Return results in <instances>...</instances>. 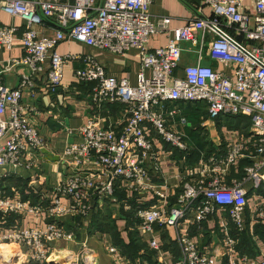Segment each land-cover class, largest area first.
I'll list each match as a JSON object with an SVG mask.
<instances>
[{
  "label": "built area",
  "instance_id": "built-area-1",
  "mask_svg": "<svg viewBox=\"0 0 264 264\" xmlns=\"http://www.w3.org/2000/svg\"><path fill=\"white\" fill-rule=\"evenodd\" d=\"M153 1L0 0L1 12L24 22L22 29L0 28V47L9 52L19 39L23 49L21 57L7 56L0 62V74L18 75L13 89L2 84L0 78V172L5 168L30 169L46 147L39 129L29 120V114L37 109L24 105V93L29 91L32 98L59 89L70 93L73 89L64 82V71L70 64L76 65V83L91 87V103L97 110L114 106L120 118L115 125H107L104 118L96 115L84 122L79 129L81 142L67 146L63 152L75 169L52 190L53 197L46 204L0 194L1 217L32 215L49 220L43 228L0 226V247L24 248L32 264H97L95 255H88L86 242L75 257L63 262L51 260V243L76 241L75 231L67 230L63 220L90 219L93 211L112 200L119 184L136 193L151 192L165 199L152 184L147 163L158 168L151 131L165 144L188 150L185 135L167 125L164 108L176 103L203 104L210 121L248 118L250 138L227 144L222 158L210 159L216 170L210 181L183 183L173 205L137 209L138 229L148 233L155 226L177 228L190 211H194L195 222L199 223L213 216L217 208H227L230 223L237 232H243L241 215L247 207L244 186L264 187V0H250L253 11L244 9L246 0H202L209 14L199 11L200 15L177 29H169L167 18L151 20L149 8ZM34 25L51 27L54 37L43 36L32 28ZM157 34H165L167 44L148 50L150 40ZM65 40L120 56L137 50L141 68L149 70L150 76L141 71L135 86L127 79L117 80L90 56L59 55L56 48ZM204 51L230 72L202 64ZM184 52L194 54L196 60L185 65L183 76L178 77ZM47 61L49 67L36 88L35 75L44 71ZM174 114L171 110L168 116ZM244 159L249 165L240 180L227 186L223 171ZM2 176L5 174L0 173V179ZM253 219L264 223V202L255 210ZM233 244L232 238L226 239L227 246ZM179 245L181 254L174 264H264V259L246 258L218 263L200 254L187 238H180ZM150 246L158 249L155 240L150 241Z\"/></svg>",
  "mask_w": 264,
  "mask_h": 264
},
{
  "label": "crops",
  "instance_id": "crops-1",
  "mask_svg": "<svg viewBox=\"0 0 264 264\" xmlns=\"http://www.w3.org/2000/svg\"><path fill=\"white\" fill-rule=\"evenodd\" d=\"M244 9L253 11L250 0H246ZM202 14H209L210 10L204 6L202 0H154L149 8L151 20L156 22L161 18L168 19L169 29L183 27L189 19ZM4 26L24 27L19 17L10 16L0 11V28ZM34 30L43 36L54 37V31L49 26L34 25ZM168 38L165 34L152 37L148 50L166 45ZM187 49V45H183ZM56 52L59 55H81L92 57L110 77L117 80L127 79L132 86L136 85L137 75L143 71L149 77V70H142L140 56L137 50H129L124 55H115L106 51L88 47L76 40L61 42ZM22 44L15 40L11 51L0 47V62L5 57H21ZM196 56L183 53L178 77H182V68L195 63ZM202 64L214 70L229 73V69L212 60L207 51L202 54ZM49 67L48 61L44 71L35 75V87H40L43 75ZM76 65L66 66L64 82L73 89L70 93L61 89L53 94L42 93L32 98L30 92L24 93V105L34 106L37 111L29 114V120L34 124L46 141V147L41 150L39 157L34 159L30 169L5 168L0 173V194L12 199L21 197L34 204H46L52 199V190L63 182L74 171L72 162L63 156L65 148L79 143L82 137L80 127L91 116L96 115L105 119L107 125L119 122L118 109L105 106L100 110L91 103L90 86L77 84L73 77ZM24 71V70H21ZM1 83L9 89L17 86L18 75L15 73L0 74ZM34 90V89H33ZM174 110L173 116H168ZM167 125L185 135L187 152L165 144L151 131L155 149L158 153V168L150 162L147 169L151 182L157 191L165 195L159 199L151 192L136 193L119 184L111 201H106L101 209L93 211L88 220H73L66 218L65 223L77 227V238L74 242L51 243V260H63L75 257L82 247L88 245V255H95L97 264H117L128 261L129 264H174L181 251L180 238H187L193 242L200 254H206L216 259L218 263H226L230 259L246 258L252 261L264 259V223L254 222L253 216L258 206L264 202V187L252 189L246 184L247 207L241 215L243 232H237L228 217L227 208H217L215 214L203 222H195L194 211H190L177 228H159L155 226L151 232L143 233L138 229L137 209L154 207L162 209L176 202L180 194L181 185L185 182H209L214 176L215 167L211 158H222L226 153L227 144H232L250 138V120L245 117L221 118L210 121L207 118L206 107L203 104L166 105ZM184 119V121L182 120ZM249 165L247 159L238 160L236 164L223 171L222 178L228 186L235 180H240L244 168ZM216 171V170H215ZM7 183V185H5ZM44 219V218H43ZM36 219L32 215L0 217V226L11 228L18 226L25 228H43L48 219ZM63 220V222H64ZM71 220H73L72 224ZM71 228V227H70ZM73 230V229H69ZM94 236L98 240L93 243ZM234 240L233 246L226 245V239ZM155 240L158 246L153 250L150 241ZM5 248L0 254L12 251L14 247ZM7 248V249H6ZM115 250V253L111 252ZM15 251V250H13Z\"/></svg>",
  "mask_w": 264,
  "mask_h": 264
},
{
  "label": "rangeland",
  "instance_id": "rangeland-1",
  "mask_svg": "<svg viewBox=\"0 0 264 264\" xmlns=\"http://www.w3.org/2000/svg\"><path fill=\"white\" fill-rule=\"evenodd\" d=\"M5 185H7V183ZM65 226L67 227L68 225L65 224ZM76 227H77V224L75 223V228ZM69 229L74 230L73 227L72 228L69 227ZM75 230L77 231V229ZM76 231H75V234H76ZM76 238H77V234H76ZM94 240L95 241H93V243L96 242V240L99 241L97 236H94ZM8 248L10 249L11 247H8ZM4 249L5 248H0V251H3ZM13 250L12 251L7 250L6 253L0 254V264H32L24 248L14 247Z\"/></svg>",
  "mask_w": 264,
  "mask_h": 264
},
{
  "label": "trees",
  "instance_id": "trees-1",
  "mask_svg": "<svg viewBox=\"0 0 264 264\" xmlns=\"http://www.w3.org/2000/svg\"><path fill=\"white\" fill-rule=\"evenodd\" d=\"M0 217H1V215H0ZM72 219H73V218H72ZM73 220H78V221L80 222L81 219H80V218H75V219H73ZM73 220H71V223H70V224L73 223V222H72ZM63 224H64V226H65V224H66V223H65V220H64ZM68 225H69V224H68ZM70 227L72 228L73 226L70 225ZM65 228H66L67 230H69L66 226H65ZM74 228H75V227H74Z\"/></svg>",
  "mask_w": 264,
  "mask_h": 264
}]
</instances>
